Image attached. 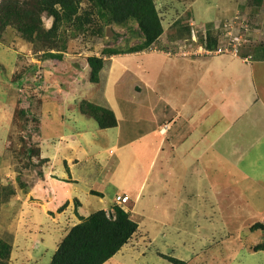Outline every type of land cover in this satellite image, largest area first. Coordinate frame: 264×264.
Wrapping results in <instances>:
<instances>
[{
    "label": "crops",
    "instance_id": "1",
    "mask_svg": "<svg viewBox=\"0 0 264 264\" xmlns=\"http://www.w3.org/2000/svg\"><path fill=\"white\" fill-rule=\"evenodd\" d=\"M251 26L253 28L252 24ZM255 30L260 31L258 28ZM159 37L166 38L167 42L162 40L164 44H160L157 49L160 55L159 65L154 68L155 73L152 78L148 77V69L143 65L145 61L136 59L137 55L145 53L144 50L101 56L103 65L98 71L97 80L92 81L97 87L95 89L88 88L78 78L84 71L90 69L87 62L82 66V72L79 68L73 75L69 74V77L64 78L63 84L59 86L62 92L59 94V109L57 107L53 113L56 120L45 119L47 122L45 125L48 127L56 123L58 127L52 131L48 130V134H52L54 136L52 139L56 141L55 143L50 140L51 144H48L49 151L53 154L48 155L50 158L45 161L42 174L26 190L24 201L18 199V195H15V200L12 201H15L16 205L19 204L16 213L14 212L15 219L10 223L12 254L14 250H20L26 254V261L36 264L40 263V259L43 261L44 257L51 260L58 242L52 245L49 237L51 231H54V235L59 231L61 216L72 215L76 219L72 223L74 225L80 222L78 217H86L99 209L108 210L115 203L127 211L131 219L137 223L136 231L120 250L128 249L136 234H139L138 243L147 239L151 247L158 240L159 244H162L166 239L164 235L166 221L156 215L161 208L165 212L163 214L169 213L163 201L159 202L161 196L163 200L169 191L160 190L162 189L160 184L165 182L184 183L185 180L188 186L193 184L194 189L196 185L200 186V179L208 178L211 184L209 189L213 193H221L230 199L228 208L222 209L226 212L223 224L228 225L230 221L235 223L233 230L232 228L224 230L227 231L225 236L229 241L231 236L228 232L234 233L238 226L254 220L253 215L264 216V203L259 208L261 205L257 202L259 198L264 200V181L257 176L263 172L256 169L257 175H255L254 172L253 174L247 172L246 168L245 172L240 170L241 167H246L241 165H250L251 168L264 167V162L259 161L262 159V152L257 155L259 159L256 158L252 162L244 163L241 159L243 151L261 143L262 138H259L258 133L261 129L264 131V126L259 125L261 120L264 121V29L255 35L263 44L249 47L252 45L250 43L253 40H251L248 45L241 48L240 56H225L228 58L221 59L197 53L187 56L177 55L172 53L173 39H168L165 33ZM170 71H172V90L166 88L160 91L159 86L163 87L168 83L165 75ZM81 88L84 91H81ZM76 90H80L81 98H78ZM81 101L112 110L116 124L111 127H99L92 117L80 111ZM249 112L252 114L249 115ZM121 114L126 117L123 118ZM80 115L91 118L95 121L94 125L88 122L84 125L79 120ZM150 122L151 126H149ZM68 124L71 126H67ZM175 126H178V129H175ZM85 127H88V131L83 130ZM142 127L145 129H140ZM126 133L129 138L123 137ZM137 142L140 144L137 148L139 151L142 148L143 151L149 150L150 154L147 159L140 161V166H146L145 175L141 185L134 190V195L116 192L114 197L110 198L108 206L97 207L94 211L84 209L87 195L93 194L99 197L98 202L102 203L106 193L99 185L93 187L91 184H86L82 177L84 174L77 170L85 168L86 165L90 168L94 166L92 169L98 167L91 161L101 156L103 150L113 154ZM221 148H224L226 155V168H222L223 156L216 158L215 155L220 153L218 151H221ZM164 152H167L166 155ZM216 161H220L219 165L215 164V167H211L209 163ZM59 162L63 163L64 169ZM183 164L185 167L181 168L180 165ZM216 168L224 172L222 174L224 181L220 184L213 183L210 178L213 169V173H217ZM253 175L257 179L253 178ZM238 179L246 183L252 181L254 184L242 186ZM146 183L150 188L148 196L144 197L142 187H145ZM176 190L170 191V195L178 200L173 213L189 219L188 215H195L197 212L203 215L207 212L208 218L202 220L205 223L214 221L209 212L213 205L208 202L207 211L195 202L196 198H204L201 189L196 192L189 191L186 198L180 194L178 188ZM124 195L128 196L126 202L115 201L116 196ZM91 201L95 202L92 199ZM74 202H77L76 207ZM146 205L152 210L145 212ZM138 206L142 208L137 210ZM38 214H41L43 220L38 218ZM23 215L25 220L22 218ZM28 217L34 220L33 228L28 227ZM194 217L193 222H195ZM182 218L172 222L171 230L174 234L173 243L175 242L179 247L185 246V240L179 233L185 231ZM198 221L199 219L196 222ZM31 228L33 230H29ZM64 235L65 233L63 237ZM0 239L6 241L1 237ZM153 248L159 250L158 246ZM116 253L105 262L113 258ZM182 253H185L184 250L180 254ZM171 257L185 264L181 257L174 255Z\"/></svg>",
    "mask_w": 264,
    "mask_h": 264
},
{
    "label": "rangeland",
    "instance_id": "2",
    "mask_svg": "<svg viewBox=\"0 0 264 264\" xmlns=\"http://www.w3.org/2000/svg\"><path fill=\"white\" fill-rule=\"evenodd\" d=\"M154 2L165 30L163 33L167 35L168 39H173L172 46L174 50L172 53L177 52V55H190L198 45H204L203 30L206 31L207 36L206 46L211 41L214 42V45L218 43L220 38L219 23L224 19L230 20L229 18L238 14L253 25L249 34L250 41L246 45L251 40H253L250 43L252 45L249 47L263 44V42H259L255 35L257 32L258 34L261 33L264 29V0H154ZM74 4L76 12L69 19L60 18L54 21L53 17L43 14L41 18L42 26L45 31L49 30L45 36L23 35L13 26H7L0 33V237L5 239L9 246L6 257L7 264H36L26 261V254L20 252V250H14L13 254L10 251L12 244V238L9 235L12 232L10 223H13L15 210L19 207V204L16 205L15 201H12L15 200V195H18V199L24 201L26 190L42 174L45 161L47 162L53 154L49 151L48 144H51L54 136L48 133L52 129H58L57 123L50 126L51 128L45 124L47 123L46 120L54 119V109L57 107L59 109V94L62 93L59 86L63 84L65 77H69V74L73 75L79 68L81 72L83 71L82 66L86 64L87 56H107L112 49L116 53L125 52L128 47L136 45L141 40L134 20L129 19L126 24H116L108 16L101 14L96 0H74ZM256 28L260 31L255 30ZM194 33L199 37L196 43L191 39ZM162 40L167 42L166 38L158 37L154 44L144 49V54H139L136 57L138 61L141 59L145 61L143 65L148 69V77L150 78L155 73L154 68L159 65L160 55L157 49H159L160 44H164ZM191 43L193 44L191 45ZM178 46L181 49H178ZM190 46H192V50ZM52 54L58 57L52 56ZM212 56L214 59H221L228 58L225 56L230 55ZM161 58L164 60V57L161 56ZM171 74L172 71L165 75L168 83L163 87L159 86L160 91L166 88L172 90ZM78 78L88 88H97L90 79V69L87 72L84 71ZM79 91L76 90L75 92L78 98H81ZM81 91L84 90L81 88ZM250 114L252 112H249ZM122 116L123 118L126 117V115ZM131 118L134 119L135 117ZM79 120L84 125H86V122L92 123V125L95 123L91 118H86L84 115H80ZM151 124L150 122L149 126ZM259 125L264 126V121L261 120ZM67 126L71 125L68 124ZM174 128L178 129V126ZM140 129H145V127ZM83 130L88 131V127ZM258 136L262 138L261 143L255 144L254 147L251 146L242 152L241 159L244 163L252 162L256 158L259 159L257 155L260 152L263 155L259 161L264 162V131L262 129L259 131ZM123 137L129 138L130 136L126 133ZM53 141L56 143L55 139ZM139 146L140 144L137 142L113 154L103 150L101 156H97L91 161L95 162L98 167L92 169L94 166L90 168L86 165V169L77 170V172L82 171L84 174L82 177L85 179L86 184H91L93 187L99 185L106 193L102 203L98 202L99 197L93 194L87 195L84 209L94 211L97 207L108 206L110 198L114 197L116 192H126L129 195H134V190L141 185L145 175L146 166H140V161L147 159L150 154L149 150L143 151L142 148L139 151L137 149ZM220 150L218 151L220 153H215V155H217L216 158L223 156L222 168H226L227 161H225L224 148ZM56 152L54 151V153ZM164 153L166 155L167 152ZM48 155L50 156L48 157ZM160 159L159 156V163ZM219 163L220 161H216L209 164L212 165L211 167H215L214 165H219ZM59 165L64 169L63 163L59 162ZM180 166L181 168L185 167L184 164ZM241 166H246L240 168L241 172H245V168L247 172L252 174L254 172L255 175H257L256 169L263 172L257 176L264 181V167ZM219 170L220 168H216L217 173L215 174L213 173L214 169L211 171L210 178L213 183L220 184L224 181L222 175L224 172ZM226 177L229 179L228 176ZM253 178L257 179L254 175ZM200 180V186L196 185L194 189V185L190 184L188 186L185 180L184 183L170 184L165 182L160 184L161 191L169 190L163 200L162 196L159 199V202L163 201L167 206L169 213L163 214L165 212L161 208L159 214L156 215L166 221L165 242L159 244L158 240V245L157 243L153 245L158 246L159 250H155L153 246L151 247L147 239L138 243L137 235L139 234H136L128 249H119L113 258L102 264H168V262L179 264L180 260H175L171 255L181 257L185 264H264V216L262 214L253 215L254 220L248 221L252 224H243L238 226L234 233L228 232L231 236V241H229L225 236L227 231L224 230L229 228L233 230L235 223L230 221L228 225L223 224L222 221L226 212H223L222 209L228 208L230 199L224 197L221 193H213L209 189L211 184L208 178ZM238 180L242 186H252L254 184L252 181L246 183L243 180ZM143 188V195L147 197L149 184L146 183ZM177 188L184 198H186L189 191L196 192L201 189L204 198H196L195 202L207 211L208 202L211 203L213 206L209 212H211L214 221L211 223L206 221L207 223H205L202 220L208 218L207 212L203 215L199 212L195 215H188L189 219L173 213L178 200L176 201L175 197L170 195V191H177ZM177 195L180 197L178 193ZM91 199L95 202H92ZM233 200L237 201V199ZM143 201L144 199H142ZM257 202L261 205L259 207L261 208L264 200L259 198ZM76 204L77 202H74L75 207ZM141 208V206H138L137 210ZM151 210L152 208H148V206L144 209L145 212ZM63 217L61 216L62 220L59 222V231H56L55 235L53 234L54 231H51L49 241L52 245L56 242L59 244L63 234L67 233L73 221L76 220L72 215ZM193 217L195 222L198 219L199 221L193 222ZM22 218H24V215ZM38 218L42 219L41 214H38ZM83 218L78 217L79 221ZM132 218L136 219L135 216H132ZM177 218L184 219L183 228L185 231L179 232L185 240V246L182 247L177 246L175 242L173 243L172 238V235H174L171 231L173 228L172 222ZM27 222L29 228L30 226L34 227L35 224L32 218L28 217ZM255 224L263 226L253 227ZM32 228L29 230H33ZM33 238L36 239L35 236ZM183 250L185 253L180 254ZM43 261L40 259L39 264H50L47 257H44Z\"/></svg>",
    "mask_w": 264,
    "mask_h": 264
},
{
    "label": "trees",
    "instance_id": "3",
    "mask_svg": "<svg viewBox=\"0 0 264 264\" xmlns=\"http://www.w3.org/2000/svg\"><path fill=\"white\" fill-rule=\"evenodd\" d=\"M101 14L116 24H126L129 19L136 22L140 42L126 51H140L149 47L163 33L154 0H96ZM74 0H0V33L13 26L27 36L47 35L42 24L46 14L54 21L69 19L75 14ZM211 41L210 46H214ZM116 53L114 49L109 54ZM52 56L58 57L54 54ZM91 81L97 80L103 65L101 56H87ZM81 112L92 117L99 127L116 124L112 110L87 101L79 103ZM263 226L255 224L256 226ZM137 223L119 205L113 204L108 210L99 209L80 222L72 225L60 240L51 256V264H102L112 257L136 231ZM8 243L0 239V264H7ZM182 264V262H178Z\"/></svg>",
    "mask_w": 264,
    "mask_h": 264
},
{
    "label": "built area",
    "instance_id": "4",
    "mask_svg": "<svg viewBox=\"0 0 264 264\" xmlns=\"http://www.w3.org/2000/svg\"><path fill=\"white\" fill-rule=\"evenodd\" d=\"M230 20L224 19L219 23V42L214 46L210 47L209 44L206 46V31L203 30L204 45H198L192 54L202 55H221L227 54L230 56H240V50L243 46L250 41L249 34L251 30V23L247 19H243L238 15H234ZM192 41L196 43L199 37L194 33ZM208 42V41H207ZM193 43H191L192 45ZM191 50H192V46ZM178 49H181L178 46ZM180 52V51H178ZM177 53V52H176ZM248 58V57H247ZM247 58H244L246 60ZM128 200V196H116L115 201L117 203H124Z\"/></svg>",
    "mask_w": 264,
    "mask_h": 264
}]
</instances>
